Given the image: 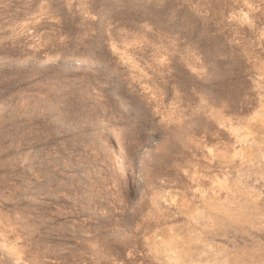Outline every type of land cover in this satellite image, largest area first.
I'll return each mask as SVG.
<instances>
[{"label":"rangeland","instance_id":"1","mask_svg":"<svg viewBox=\"0 0 264 264\" xmlns=\"http://www.w3.org/2000/svg\"><path fill=\"white\" fill-rule=\"evenodd\" d=\"M198 257L264 264V0H0V264Z\"/></svg>","mask_w":264,"mask_h":264},{"label":"crops","instance_id":"2","mask_svg":"<svg viewBox=\"0 0 264 264\" xmlns=\"http://www.w3.org/2000/svg\"><path fill=\"white\" fill-rule=\"evenodd\" d=\"M181 255H183L184 256V254H187V251L185 250H181ZM209 258V257H208ZM169 259L170 260H172L170 257H169ZM173 261V260H172ZM202 261H203V259H201L200 257H198V258H195V259H193L192 260V263L191 264H203L202 263ZM215 260H211V261H209V262H214ZM171 264H181V263H178V262H176L175 260H174V262L173 263H171Z\"/></svg>","mask_w":264,"mask_h":264},{"label":"bare ground","instance_id":"3","mask_svg":"<svg viewBox=\"0 0 264 264\" xmlns=\"http://www.w3.org/2000/svg\"><path fill=\"white\" fill-rule=\"evenodd\" d=\"M125 110H126V111L129 110V108H128V107H125Z\"/></svg>","mask_w":264,"mask_h":264}]
</instances>
